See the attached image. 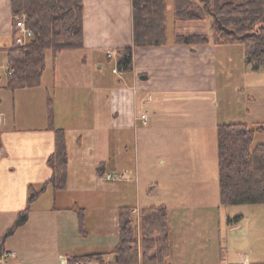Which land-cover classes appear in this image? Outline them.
I'll return each mask as SVG.
<instances>
[{
    "label": "crops",
    "instance_id": "obj_1",
    "mask_svg": "<svg viewBox=\"0 0 264 264\" xmlns=\"http://www.w3.org/2000/svg\"><path fill=\"white\" fill-rule=\"evenodd\" d=\"M82 1L83 48L71 50L82 53L81 68L72 67L69 51L54 56L49 50L52 72L48 83L44 81L45 52L40 85L11 89L8 53L14 40V18L9 0H0V252L15 253L7 264H67L90 254H103L106 263L113 260L111 253L119 240L120 210L131 208L138 219L140 211L146 209L138 206L140 188L135 182L136 167L130 164L129 151L132 145L135 147L132 129L145 132L158 126L168 130L194 127L214 131L216 136L219 125L241 123L256 129L259 126L256 133L264 137L263 96L247 93L244 86L231 82L235 68L239 80H252V86L262 85L264 79V67L255 72L245 63L243 45L213 44L210 26L206 34L199 26L202 22H191L194 26L185 28L187 22L173 20V0H165L167 44L133 47L131 0ZM19 17L25 20L24 15ZM205 21L210 24V19ZM193 34L208 35L210 42L193 46L174 44L175 36ZM127 47H132V70L112 73L117 67V53ZM106 52H112L115 58H107ZM89 63L96 71L104 64L110 65L116 79L106 85L98 74L90 76ZM110 90L115 97L107 96ZM128 91L131 94L127 115L131 125H122L120 107L126 98L120 96ZM74 96H78L77 101ZM234 103L237 104L233 106ZM106 105H114V109L105 113ZM36 107L38 126L27 127L20 116L26 108ZM144 113L146 124L140 120ZM57 129L64 131L66 140V187L55 191L48 186L30 205L27 222L6 236L27 207L29 192H39L52 176L47 160L55 151ZM73 132L77 134L76 145L70 146L69 135ZM166 163L162 161L160 165ZM107 172L124 173L127 178L122 182H105L101 176ZM183 189L185 198L187 191L184 186ZM180 194L181 188L177 191ZM178 202L183 209L184 201ZM160 205L166 207L169 216L171 205ZM262 209L260 217L264 224ZM79 210L83 212L82 227ZM231 216H226V222ZM244 220L242 216L233 227L226 224L227 231H240ZM173 234L175 229L171 226ZM247 236H251L249 232ZM262 237L259 233L257 239L261 241ZM222 242L226 257L233 253L231 264H264L263 255H258L255 263L252 249L245 254L231 250L224 237ZM176 245L174 241L169 264H174L171 259Z\"/></svg>",
    "mask_w": 264,
    "mask_h": 264
},
{
    "label": "trees",
    "instance_id": "obj_2",
    "mask_svg": "<svg viewBox=\"0 0 264 264\" xmlns=\"http://www.w3.org/2000/svg\"><path fill=\"white\" fill-rule=\"evenodd\" d=\"M15 21L25 16V25L33 38L24 46L13 40L8 53V86L11 89L40 85L45 69V52L54 56L63 51L83 48L82 0H9ZM133 10V47L163 46L166 38L165 0H131ZM210 19L211 41L215 45H243L245 63L252 71L264 67V0H173L175 22H203ZM225 30H222L221 28ZM208 35H177L174 44L204 45ZM116 66L120 72L132 70V47L119 51ZM141 76V79H145ZM255 127L241 123L217 127V171L222 205L264 204V144H253ZM67 150L64 131L55 130V151L47 164L51 178L39 192H29L27 207L20 212L6 236L24 225L30 205L48 186L62 191L67 182ZM79 226L83 212L78 211ZM242 216L227 219L233 227ZM119 240L112 251L113 260L104 261L103 254H90L69 260L96 261L98 264H169L172 253L171 226L165 206L146 208L138 219L131 208H122L118 219Z\"/></svg>",
    "mask_w": 264,
    "mask_h": 264
},
{
    "label": "rangeland",
    "instance_id": "obj_3",
    "mask_svg": "<svg viewBox=\"0 0 264 264\" xmlns=\"http://www.w3.org/2000/svg\"><path fill=\"white\" fill-rule=\"evenodd\" d=\"M184 26L186 28L194 26V24L187 22ZM199 26L204 33L209 34L210 24L208 21L202 22ZM171 29L170 26V34ZM46 54L45 83L50 80L52 72V53L47 51ZM67 54L72 57V67L79 70L82 53L69 51ZM235 61L237 62V58ZM110 68V65L104 64L100 71H96L92 63H89L87 72L94 77H98L95 76L98 74L106 80V85H109L112 79H116L111 75ZM115 68L117 69V67ZM117 71L119 70L117 69ZM233 73L231 78V82H234L233 85L241 84L248 91L247 93L263 96L264 99V79L261 80L262 85L257 87L251 85L252 80L247 82L239 80L237 68L234 69ZM129 94H131L129 91L123 92V95L120 96L126 98L123 99L122 106H119L122 114L120 124L122 125H131L129 123L131 119L127 115ZM107 96L115 97L114 91L107 92ZM116 96H119V93H116ZM74 97L77 101L78 96ZM235 100L237 99L235 98ZM30 101L34 103V98L31 97ZM35 103L37 104V101ZM261 103L264 107V102L261 101ZM236 104L234 103L233 106ZM60 105L62 106V104ZM112 109H114V105H106L104 112L108 113ZM34 111L36 115H34ZM23 113L20 118L22 120L24 118L27 127L38 126L39 113L37 107L36 110L26 108ZM112 131L111 128L110 140L113 135ZM132 132L135 135V147L132 145L129 156L130 164L136 167L135 176L137 179L135 182L137 181L140 188L138 206L143 209L156 207L162 203L171 205L168 208L169 221L170 226L175 229V234L171 235V240L172 245L174 241L177 244L171 259L174 264H231L233 253L229 252L228 257H226L222 252L225 247L222 237L227 240L231 250H240L247 254L252 249L255 263L259 260L258 255L264 256V238L262 237L261 241L257 239L259 233L264 236V224L260 217L262 208H264L261 207L262 204L222 205L220 207L217 140L214 131L194 127L168 130L163 126H158L156 128L149 127L145 132H134L133 129ZM76 138L77 134L74 132L69 135L70 146L76 145ZM259 143H264L263 134L255 133L253 144ZM162 161H167V163L161 166ZM215 178H217L216 183ZM199 179L204 181H199ZM183 186L187 191L185 198H183ZM205 186H207L206 190H204ZM179 188H181V194L177 195ZM178 199L184 201L183 209L178 207ZM174 201L176 204H171ZM231 208H235L233 212L230 211ZM227 215H232L231 217L244 216L245 220L240 231H227ZM247 232L251 236H247Z\"/></svg>",
    "mask_w": 264,
    "mask_h": 264
},
{
    "label": "built area",
    "instance_id": "obj_4",
    "mask_svg": "<svg viewBox=\"0 0 264 264\" xmlns=\"http://www.w3.org/2000/svg\"><path fill=\"white\" fill-rule=\"evenodd\" d=\"M15 29L16 34L14 36V40L17 46H24L29 41V39L33 38V32L26 27L24 17H19L16 19ZM106 57L109 59L115 58L112 52H106ZM117 72L118 71L116 68L112 70V73ZM140 120L142 123L146 124L147 116L145 113L140 116ZM126 178L127 177L124 173L118 172H107L101 176V179L105 182H122L126 180ZM13 257H15V253L8 251L0 252V264H7L8 261ZM73 264H88V262L79 260Z\"/></svg>",
    "mask_w": 264,
    "mask_h": 264
},
{
    "label": "water",
    "instance_id": "obj_5",
    "mask_svg": "<svg viewBox=\"0 0 264 264\" xmlns=\"http://www.w3.org/2000/svg\"><path fill=\"white\" fill-rule=\"evenodd\" d=\"M219 28H221V27H219ZM222 30H225L224 28H221Z\"/></svg>",
    "mask_w": 264,
    "mask_h": 264
}]
</instances>
